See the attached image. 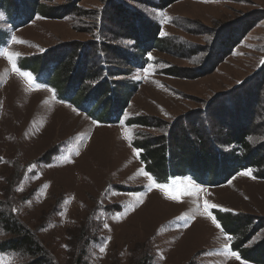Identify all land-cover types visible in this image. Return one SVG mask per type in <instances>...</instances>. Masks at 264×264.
Instances as JSON below:
<instances>
[{
  "label": "rangeland",
  "instance_id": "rangeland-1",
  "mask_svg": "<svg viewBox=\"0 0 264 264\" xmlns=\"http://www.w3.org/2000/svg\"><path fill=\"white\" fill-rule=\"evenodd\" d=\"M155 2L76 0L61 18L35 15L17 29L0 9V30L8 35L0 50L19 54V69L21 58L33 61L39 55L45 70L48 59L63 53L74 58L78 70L87 68L80 86L94 98L107 91L104 82L99 95L90 90L102 80L98 65L105 59L107 74L134 87L121 121L92 120L21 69L42 87L30 85L0 56V242L15 231L6 221L29 230L27 246L0 251V264H30L36 258L43 264H251L224 248L228 244L236 252L230 243L244 234L246 247L258 242L253 247L264 255V0H179L163 9ZM142 20L158 22L174 48L149 51L144 69L128 66L124 57V50L136 56L124 34H135ZM95 42L103 44L94 47ZM167 67L177 68L176 75L163 74ZM93 104L86 109L96 110ZM207 112L225 123L223 132H249V161L256 157L258 166L238 170L217 186L198 185L182 171L163 181L147 172L140 146L161 134L166 139L170 124L180 128L184 121L188 130L193 123L204 134L187 131L189 139L200 136L211 155L226 153L230 146L206 127L212 120ZM135 116H145L151 125L125 123ZM224 159L228 167L234 162L227 154ZM215 165L217 174L224 171ZM140 170L168 191L150 188ZM189 180L201 191L191 190ZM210 181L205 176L203 182ZM178 189L187 191L179 200L170 198ZM205 201L218 206L209 211L219 224L216 213L235 218L236 230L217 228L204 211ZM114 205L121 210L113 211ZM259 261L264 264V257Z\"/></svg>",
  "mask_w": 264,
  "mask_h": 264
},
{
  "label": "trees",
  "instance_id": "trees-1",
  "mask_svg": "<svg viewBox=\"0 0 264 264\" xmlns=\"http://www.w3.org/2000/svg\"><path fill=\"white\" fill-rule=\"evenodd\" d=\"M42 1L43 0H0V9L5 14L6 22L11 25L12 29H17L23 27L24 24H26L31 19H34L35 15H40L41 17L50 19L61 18L70 12L71 8L75 7L76 4V0H67L66 4L64 5H49L44 4ZM47 1L53 2V0ZM157 1L158 3L155 2L154 7L157 9H163L164 7H167L173 2L179 0ZM128 15L136 16L135 13H128ZM141 19L143 18L141 17ZM135 31V34L128 31V33L126 32L124 34L126 37L132 40V47L137 52L136 56L133 58L131 51L129 52L124 50V57L127 60L126 64L128 66L143 67L144 69V64L150 63L151 60V54L149 51L151 52L153 49H164V51L172 52L171 50L174 49L172 45L173 42L170 41V38L162 34L161 25L156 21L154 22L149 20L147 22L142 20L141 24L138 26V28H136ZM6 33L7 32L5 30H0V47L6 43L8 36ZM235 42L232 45H234ZM97 44L102 46L103 43L101 42ZM97 44L95 42L94 47H97ZM188 51L190 55H194L196 52V50L193 48L189 49ZM84 53L85 52L82 54L81 52L80 55L78 54V56L82 58ZM38 56L39 55L32 58L33 61L24 59L23 62L21 58L19 66L21 69L30 70L33 72L37 80L39 77L41 81L53 88L58 100L72 104L75 109L89 116V118L92 120L97 119L101 120L102 122L107 121L113 124L120 121L123 111H126L128 97L134 90V87L131 88L125 81L115 80L111 73L107 74V67L104 58L103 62L98 65V71L100 70L102 72V80L96 83L95 87H92L90 90L94 89L93 94L99 95V89L100 87H104L103 84L105 83L107 91H105V93L101 92L99 97L93 98L90 94V91L87 92V89L82 87V83H84V80H86L85 77L89 76L86 74V72H88L87 68L84 67L82 71L78 70V65L75 63L73 57L66 59L62 53L55 56L54 58L48 59L46 63L47 66L44 70L40 65L43 63V59L41 58L42 60L39 62V59H37ZM90 62L91 60H89V63H87L89 68L93 67L94 65L93 62V65H91L92 63ZM176 70L177 68L175 67H167L161 72L166 75H176ZM120 73L121 72H114L115 75ZM104 75L112 78H107L108 81H105L106 79H104ZM99 76V73H97L94 78L96 77L99 79ZM80 84L82 85L80 86ZM69 86L70 88L68 89V92H66L67 90L65 91V89ZM82 95H85L84 99H82ZM108 98H111V100H109L108 104H104ZM92 103L97 106V112L96 110L88 111L86 109V107L90 106ZM115 108L117 109L116 111H114ZM204 114H206V111L203 112V115ZM99 115L103 116V118L100 119ZM209 115L210 119L212 120L211 122L206 121V127L213 132L211 133L213 136L216 138L217 136L220 137L226 146H230V149H227L226 153L222 149V151H224V153L227 154L232 159V161H234L229 167L225 162V154L222 151L218 152L219 154L212 153L211 155L208 152L209 146L206 147V142L203 141L200 136L195 135L194 139H189L190 136L187 134V131L189 134L192 131L196 134L198 133V135H203L204 133L203 131L196 130L193 123L192 126H189V129L186 130L188 127L183 126L186 124V122L183 121L180 123V128H177L174 124L168 125V129H166V131H168V137L166 139L164 138V135L161 134L156 139L152 138V140H150L151 143L144 142V146H140L145 148V151L141 154L140 158L146 163L147 172L152 173L154 176H156L155 178L163 181L168 174L170 176H175L179 174L178 172L182 171L184 173L191 174L193 176L192 179L198 185L203 183L210 186H217L219 183H223L231 176L235 175L238 170L247 169L254 164L257 165L258 161L256 160V157L252 159V161H249V156H251L249 154V132L245 130L244 136L241 133L239 136V134L235 135L233 132H223L225 123L213 121L211 114ZM125 123L128 125L138 124L145 127L151 125L150 120L145 118V116H135L133 118H129L125 121ZM136 146L138 147L139 145L137 144ZM222 161H224L225 164L222 163ZM216 162L218 165H220V167L224 166V171H222L220 174H217V171H215ZM261 170V176L264 177V168H261L260 171ZM205 176L210 178L211 181L209 183L203 182L205 180ZM258 177H260L259 174ZM120 210L121 208H119V205H114L113 211L119 212ZM218 214L219 213H216L215 215L217 219L221 221L220 225L223 226V229L226 225V231L231 232L232 230H236L237 220L235 221V218L233 219L228 217V215L225 216L221 214L218 216ZM4 224L9 230L13 229L16 232L13 231L12 238L0 242V251L25 248L27 246L25 235L27 232H29V230L26 228H21L18 224L17 227L13 224H8L7 221L4 222ZM242 231L244 232V230ZM245 237V234L241 235L239 238L238 236H235L230 243L231 249L236 251L239 254L240 259L244 261L253 263L254 260L263 259L264 255H262L260 251L257 252L256 247H253V245L258 242H253L251 246L246 247L247 242L244 241L246 240ZM31 250L32 249L29 248V251ZM41 251L42 250H39V253L37 251L34 252L35 254L39 255L42 253ZM42 261V259L36 258L34 261H31L30 264H43ZM260 263L262 262L260 261Z\"/></svg>",
  "mask_w": 264,
  "mask_h": 264
},
{
  "label": "snow or ice",
  "instance_id": "snow-or-ice-1",
  "mask_svg": "<svg viewBox=\"0 0 264 264\" xmlns=\"http://www.w3.org/2000/svg\"><path fill=\"white\" fill-rule=\"evenodd\" d=\"M162 34H165V33H162ZM13 42L22 43L23 41H19V40H17L15 37H13ZM0 56H6V58L9 60L10 64L12 65V69H13V71H15L18 75L27 78L28 83H29L30 85H34L36 88L42 87L41 85H35V84H34V80H33V78H32L31 73H29V72H25V71H22L21 69H19V68L17 67V65H16V63H15V58L19 56L18 53H10V52H8V50L5 48V49H3V50H0ZM145 71H147V69H145ZM134 152L138 155L139 150H135V149H134ZM140 171H141V174H142V175L147 176L148 179L150 180V182H151V184H150V188H151V186L154 185L155 187H158V188H160V189H162V190H165L166 192L168 191V186H167V185L158 184V183L155 181V178L152 177L149 173L143 172V170H140ZM243 174H246V175H247V174H250V173H249V172H245V173H243ZM188 185L191 186V190H193V191H197V192H198V191H201V189L199 188V186H196V185H195L192 181H190V180L188 181ZM182 191H187V189H183V190L178 189V190H175V191L171 194L170 198H172V199H174V200H179V195H180V193H181ZM215 207H218V206H217V205H214V204H210V203H208L207 201L204 202V211H205V213H207L209 216H212V214H211V212L209 211V209H212V208H215ZM212 223L215 224L217 228H220V227H221L220 224L216 221V219H215L214 216H212ZM105 226L107 227V225H105ZM226 239L231 240V237H230V236H227ZM224 248H225L226 250H228V254H230L231 256H234V257H236V258H239L238 253H236V252H231V251H230V248H229V245H228V244H225V245H224ZM101 251H104V249L101 248Z\"/></svg>",
  "mask_w": 264,
  "mask_h": 264
},
{
  "label": "crops",
  "instance_id": "crops-1",
  "mask_svg": "<svg viewBox=\"0 0 264 264\" xmlns=\"http://www.w3.org/2000/svg\"><path fill=\"white\" fill-rule=\"evenodd\" d=\"M242 260V259H241ZM244 261V260H243ZM245 262H248V263H251V264H254V263H258V264H262L260 263L259 259L258 260H254L253 263L252 262H249V261H245Z\"/></svg>",
  "mask_w": 264,
  "mask_h": 264
},
{
  "label": "bare ground",
  "instance_id": "bare-ground-1",
  "mask_svg": "<svg viewBox=\"0 0 264 264\" xmlns=\"http://www.w3.org/2000/svg\"><path fill=\"white\" fill-rule=\"evenodd\" d=\"M3 65H4V63H3ZM5 71V70H4ZM6 74V73H5ZM1 77V76H0ZM10 81V80H9ZM16 85H17V83H16Z\"/></svg>",
  "mask_w": 264,
  "mask_h": 264
}]
</instances>
